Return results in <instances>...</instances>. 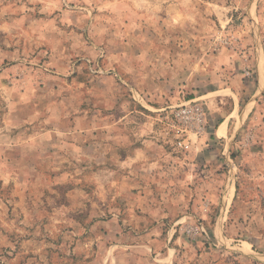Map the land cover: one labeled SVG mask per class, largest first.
Returning <instances> with one entry per match:
<instances>
[{
	"label": "rangeland",
	"instance_id": "obj_1",
	"mask_svg": "<svg viewBox=\"0 0 264 264\" xmlns=\"http://www.w3.org/2000/svg\"><path fill=\"white\" fill-rule=\"evenodd\" d=\"M0 264H264V0H0Z\"/></svg>",
	"mask_w": 264,
	"mask_h": 264
},
{
	"label": "built area",
	"instance_id": "obj_2",
	"mask_svg": "<svg viewBox=\"0 0 264 264\" xmlns=\"http://www.w3.org/2000/svg\"><path fill=\"white\" fill-rule=\"evenodd\" d=\"M176 118L179 121H183L184 123L191 122L193 125L195 124H200L202 121V114L199 111L194 112L192 109L189 107H182L180 110L176 112ZM181 135L187 131L186 129H180ZM184 135V134H183ZM178 146H184L185 145V137H179L177 140Z\"/></svg>",
	"mask_w": 264,
	"mask_h": 264
},
{
	"label": "crops",
	"instance_id": "obj_3",
	"mask_svg": "<svg viewBox=\"0 0 264 264\" xmlns=\"http://www.w3.org/2000/svg\"><path fill=\"white\" fill-rule=\"evenodd\" d=\"M111 225H112V224H111ZM111 225H110V226H111ZM108 260H109V259H108ZM112 261H113V258H112Z\"/></svg>",
	"mask_w": 264,
	"mask_h": 264
}]
</instances>
